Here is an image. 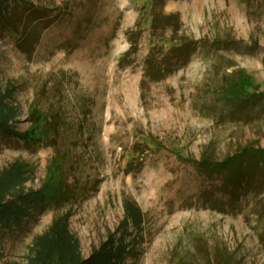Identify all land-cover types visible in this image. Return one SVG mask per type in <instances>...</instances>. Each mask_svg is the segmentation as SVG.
<instances>
[{"label": "rangeland", "instance_id": "374dc122", "mask_svg": "<svg viewBox=\"0 0 264 264\" xmlns=\"http://www.w3.org/2000/svg\"><path fill=\"white\" fill-rule=\"evenodd\" d=\"M8 5L14 23L0 26V87L13 89L11 121L25 131L39 106L55 126L36 145L0 135V171L24 165L22 187L37 189L58 158L67 198L3 228L0 264H32L34 236L67 210L89 256L119 227L126 199L144 221L127 238L136 235L138 255L124 264H264V157L223 162L245 147L264 150V0ZM167 15L180 27H153ZM159 38L199 43L186 63L167 65ZM159 64L163 78L146 77ZM243 72L259 90L229 99L228 82Z\"/></svg>", "mask_w": 264, "mask_h": 264}, {"label": "trees", "instance_id": "16d2710c", "mask_svg": "<svg viewBox=\"0 0 264 264\" xmlns=\"http://www.w3.org/2000/svg\"><path fill=\"white\" fill-rule=\"evenodd\" d=\"M165 0H156V4L163 5ZM8 5V0H0V26L8 27L14 23V18ZM164 24L176 25L179 28L178 17L176 15H167L165 18L158 17L153 19L154 28H159ZM155 36L157 34H154ZM158 43L165 44L170 51L167 65H172V59L186 63L190 56L196 51L199 41L181 38L175 43L167 38H159ZM130 50V49H129ZM130 51H127V55ZM153 57L147 59V63ZM164 69L161 65L148 67L146 77L151 80H159L164 76ZM260 86L254 83L252 76L243 72L228 82L226 94L234 98V95L243 96L249 94L251 90H259ZM13 89L2 92L0 87V135L2 137L16 138L26 145L42 144L48 138L53 130L55 122L39 106L32 107L30 112V125L25 131H19L13 125L12 119L15 118V109L8 103V97ZM248 96V95H247ZM144 143L152 150L159 149L156 141L148 138L143 139ZM242 152L234 156L226 157L223 162L232 164L243 161L244 154L248 153L250 157L257 161L264 157V150L258 151L245 147ZM136 151V149H134ZM204 165H209L211 161L206 157L203 160ZM61 165L56 158L48 171V181L37 189L25 190L24 184L27 169L24 165H18L12 171H0V231L13 223H20L25 216H29L34 210H40L51 202H57L66 199V188L63 179L59 175L58 166ZM239 180V179H238ZM125 216L119 227L110 232L107 238L96 248L89 256H84L80 249L78 238L70 229L73 212L67 210L56 215L48 228L34 236L30 247L32 252V264H124L128 258H134L137 254L136 235L127 240L128 236L133 235L141 229L144 221V213L136 201L126 199L124 203ZM207 264H214L208 262ZM217 264H226L218 261Z\"/></svg>", "mask_w": 264, "mask_h": 264}]
</instances>
